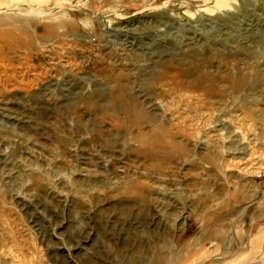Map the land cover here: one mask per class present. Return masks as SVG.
Returning a JSON list of instances; mask_svg holds the SVG:
<instances>
[{
    "label": "rangeland",
    "instance_id": "rangeland-1",
    "mask_svg": "<svg viewBox=\"0 0 264 264\" xmlns=\"http://www.w3.org/2000/svg\"><path fill=\"white\" fill-rule=\"evenodd\" d=\"M31 1L0 0V264L260 263L264 0H73L38 34Z\"/></svg>",
    "mask_w": 264,
    "mask_h": 264
},
{
    "label": "bare ground",
    "instance_id": "bare-ground-1",
    "mask_svg": "<svg viewBox=\"0 0 264 264\" xmlns=\"http://www.w3.org/2000/svg\"><path fill=\"white\" fill-rule=\"evenodd\" d=\"M73 0H55L53 5H51L50 0H35L26 3V8L25 6L22 5H15V6H21L24 7L25 12L28 14L25 15H17V17L14 18L15 23H12L15 28L18 31H22L23 33H33V34H38V31L40 28L44 27L49 30V27H52L54 22H61L63 23V14H67L66 7L69 6ZM117 1V0H116ZM134 3L142 2L145 0H131ZM204 2L208 0H203ZM16 3V2H14ZM20 3V2H19ZM218 5H226L224 0H216L215 2ZM80 9H84L89 3H87L86 0H80ZM54 6V7H52ZM7 7V6H6ZM45 19V20H44ZM3 17H0V27L1 25H4ZM42 21V22H41ZM45 21V22H43ZM14 31L8 29V28H0V40H10L11 42L14 43H22L23 40L20 39L19 36H16ZM18 39H17V38ZM3 44V43H2ZM3 46V45H2ZM74 49V48H73ZM72 50V49H71ZM76 52V51H74ZM72 51H66V54L63 55L62 60H61V66L64 69H69L70 71H74V63L73 59L70 56ZM82 52L79 51V54ZM200 54V53H198ZM197 53L190 52L188 55H185V57L182 59H188V60H194ZM199 57V56H198ZM117 71V70H116ZM74 73V72H73ZM206 79H209L207 75H204ZM108 81L113 80L112 77H108ZM201 79L195 80V84H199ZM114 98L118 103H120L124 108L127 109V111H130V117L134 119L136 122H139V128L141 130V136H140V142L141 144L147 145V144H155L157 146H165L166 144H171L170 139L168 140V132L164 128L163 125L161 124H153L147 126L144 125L146 119V114L137 106L135 103V100L133 99L132 96H130L125 88L124 85L121 83H117L116 89L114 92ZM76 98H73V102L77 101L79 99L78 96H75ZM263 206V205H262ZM202 222V221H201ZM198 224H202V223ZM202 237L215 240V241H221L224 238L222 229L215 227L213 225H208L205 228L202 229ZM264 249V247L262 246ZM250 249H259V245L255 244L253 245ZM156 264H169V263H156ZM204 264V263H202ZM206 264H216V263H206ZM244 264H264V259H261L260 263H244Z\"/></svg>",
    "mask_w": 264,
    "mask_h": 264
}]
</instances>
